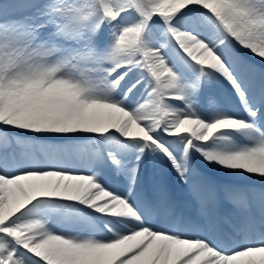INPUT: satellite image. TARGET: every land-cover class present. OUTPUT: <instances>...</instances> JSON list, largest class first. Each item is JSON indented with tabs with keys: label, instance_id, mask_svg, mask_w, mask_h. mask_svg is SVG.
I'll return each instance as SVG.
<instances>
[{
	"label": "snow or ice",
	"instance_id": "6c2138e0",
	"mask_svg": "<svg viewBox=\"0 0 264 264\" xmlns=\"http://www.w3.org/2000/svg\"><path fill=\"white\" fill-rule=\"evenodd\" d=\"M0 264H264V0H0Z\"/></svg>",
	"mask_w": 264,
	"mask_h": 264
}]
</instances>
